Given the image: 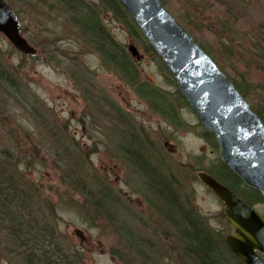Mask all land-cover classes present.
Masks as SVG:
<instances>
[{
  "label": "rangeland",
  "instance_id": "rangeland-1",
  "mask_svg": "<svg viewBox=\"0 0 264 264\" xmlns=\"http://www.w3.org/2000/svg\"><path fill=\"white\" fill-rule=\"evenodd\" d=\"M163 1L181 26L200 46L209 50L218 66L241 85L252 107L264 113V0ZM21 13L23 35L30 38L33 47L37 46V52L35 58L22 55L0 33V65L9 70L7 76L11 75L16 83L15 88L9 83H0V149L8 147L20 159L19 177L30 184L33 195L36 191L42 200L50 199L56 205L57 209L50 212L58 213L60 234L72 250L81 251L84 263L191 264L173 259V254L171 257L172 243L164 235L170 227L150 209L144 199L147 188L142 178L116 151L114 142L125 137L120 133L114 140L111 136L113 128L118 131L123 126L117 121V108L128 115L133 125L143 128L153 146L150 156H154L155 164L166 174L176 176L209 225L218 232H225V237L233 235L235 227L221 217L224 203L199 180L198 174L206 172L219 153L202 136L201 125L190 107L183 103L175 106L177 119L172 116L163 119L158 113H152L146 103L104 66L99 56L84 54L71 36L64 38L59 21L57 27L52 22L54 19L38 18L23 7ZM102 18L115 40L126 49L134 44L139 50L140 79L175 96L176 81L170 80L159 61L147 53L142 43L131 38L111 14ZM50 47H57L56 52L49 53ZM27 95L36 110L41 111L37 119L29 109L30 99L26 102ZM95 110L103 117L95 116ZM105 117L113 119L111 124H105ZM50 128L65 139L64 143L72 150L83 148L87 159L82 158V162L87 174L92 169L91 176L96 173L106 179L116 200L112 211L118 223H90L89 212L85 207L80 208L83 202L79 195L56 192L61 181L52 160V140L47 137ZM138 133L141 135L140 129ZM33 145L38 156L32 151ZM141 146L145 154L144 144ZM21 153L23 157H19ZM72 195L79 202L76 206H72L74 202L69 199ZM256 208L264 215V205H256ZM51 213L48 214L51 216ZM128 238L134 240L138 250L129 249L125 242ZM112 250L121 256L123 263ZM3 258L4 254L0 253V264H8Z\"/></svg>",
  "mask_w": 264,
  "mask_h": 264
},
{
  "label": "trees",
  "instance_id": "trees-1",
  "mask_svg": "<svg viewBox=\"0 0 264 264\" xmlns=\"http://www.w3.org/2000/svg\"><path fill=\"white\" fill-rule=\"evenodd\" d=\"M6 2L18 13L19 20L22 17L23 7L28 9L32 15L36 14L38 18L50 17L56 24L59 21L61 23L59 29L64 38L66 35L71 36L72 42L80 45L84 54L99 56L104 66L115 73L141 102L146 103L152 113H158L163 119H168L169 116L177 119L178 112H175V106L177 107L179 103L187 104L179 91H176L175 96H171L154 84L141 80L137 61L131 57L125 46L115 40L107 30L102 17L109 13L117 23L121 24L128 35L139 44L142 43L147 53L153 59L158 60L161 67L165 69L164 64L149 47L120 0H95L91 3L87 0H6ZM24 31L21 30L22 35ZM28 42L34 45L30 38ZM258 42L257 39L256 44ZM262 43L264 44V38ZM35 47L37 49V46ZM56 48L50 47L47 51L56 52ZM202 48L210 55L206 47ZM35 56L30 57L35 58ZM262 59L264 60V53ZM8 72L9 70L0 65V83L7 85L9 83L12 88H15V79L11 75L10 79L7 76ZM168 77L174 81L169 72ZM234 83L242 95L248 99L241 85L235 81ZM27 101L30 107L27 106V108L36 116L37 114L40 116L41 111L36 110L29 95H27ZM109 105L115 107L114 104ZM253 109L264 120V113L258 108L253 107ZM94 113L97 117L103 115L96 110ZM115 115L119 125L123 126L118 131L113 128L115 131L111 133V136L114 140L119 138L120 133L125 136L122 142H114L116 151L119 157L126 160L134 172L142 178L147 188L144 199L150 209L170 227L168 233L164 235L172 243L171 257L173 254V259L176 258L181 263L188 261L191 264H243L227 247L225 232H218L209 225L207 218L193 206L191 197L183 191V184L176 176L166 174L155 164L154 156H150L153 146L149 144L150 141L144 134L143 128L133 125L134 122L128 115L118 108ZM112 120L111 117L104 118L106 125L111 124ZM52 129L50 128L51 131L47 137L50 136L52 140L50 144L54 155L52 160L60 174L61 181V188L59 187L56 192L62 191L67 196L70 195L69 192L79 195L83 202L80 208L85 207L89 212L90 223L95 224L96 221L118 223L115 220L117 215L112 211L116 200L112 190L106 184V179L98 177L96 173L91 176V168L87 174L86 165L84 161L82 162V158L87 159L83 148L72 150L68 144L64 143L65 139H62L57 132L54 134ZM137 129L138 131L140 129L141 135L137 134ZM199 129L202 136L217 149L214 136L201 129L200 126ZM142 143L144 149L146 148L145 154L140 148ZM32 151L38 156L34 145ZM23 156L22 153L19 154V157ZM18 163H21L20 159L18 160V157H15L8 147L0 149V253L4 254L3 260L8 264H85L81 251L72 250L66 238L60 234L58 213L54 215L50 212L54 208L57 209L56 205L50 199L42 200L41 194L36 191L33 195L30 184L19 177L20 164ZM26 166L30 167L28 164ZM206 173L212 175L220 184L233 190L249 205L253 207L264 205L260 194L242 184L240 179L224 166L219 157L210 163ZM72 197L73 195L69 197L74 202L72 206L79 204ZM221 217L227 219L224 213ZM125 242L130 247L129 249L138 250L132 238L126 239ZM111 253L123 263L119 254L113 250ZM172 264L175 263L172 262Z\"/></svg>",
  "mask_w": 264,
  "mask_h": 264
},
{
  "label": "water",
  "instance_id": "water-1",
  "mask_svg": "<svg viewBox=\"0 0 264 264\" xmlns=\"http://www.w3.org/2000/svg\"><path fill=\"white\" fill-rule=\"evenodd\" d=\"M120 2L176 81L201 127L214 136L221 162L264 201V120L162 0ZM20 26L13 7L0 0V33L22 55L35 56L37 50L22 36ZM127 50L133 59L141 60L134 44ZM198 175L224 203V215L235 227L234 234L226 237L230 251L243 264H264V215L212 175Z\"/></svg>",
  "mask_w": 264,
  "mask_h": 264
}]
</instances>
